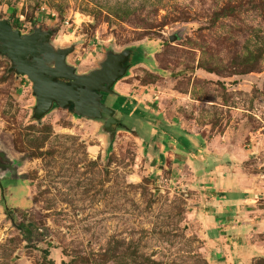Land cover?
Here are the masks:
<instances>
[{
  "label": "rangeland",
  "instance_id": "obj_1",
  "mask_svg": "<svg viewBox=\"0 0 264 264\" xmlns=\"http://www.w3.org/2000/svg\"><path fill=\"white\" fill-rule=\"evenodd\" d=\"M1 19L78 74L129 50L131 96L37 117L0 52V264H264V0H0ZM226 190L254 200L216 216Z\"/></svg>",
  "mask_w": 264,
  "mask_h": 264
},
{
  "label": "water",
  "instance_id": "obj_2",
  "mask_svg": "<svg viewBox=\"0 0 264 264\" xmlns=\"http://www.w3.org/2000/svg\"><path fill=\"white\" fill-rule=\"evenodd\" d=\"M49 36L41 29L22 34L8 20H0V52L10 59L11 71L26 75L32 82L37 99L35 115H44L55 102L63 107L73 104L75 111L85 116H98L93 104H102L96 90L112 91L111 86L125 72L123 69L117 71V67L120 68L121 60L128 58L129 51H123L120 55L111 54L112 61L109 60L101 69L78 74L74 67L65 63L64 54L55 56L54 66L49 64L48 61L54 57L48 43ZM169 39L173 41L175 37L170 36ZM104 109L111 114V109Z\"/></svg>",
  "mask_w": 264,
  "mask_h": 264
},
{
  "label": "crops",
  "instance_id": "obj_3",
  "mask_svg": "<svg viewBox=\"0 0 264 264\" xmlns=\"http://www.w3.org/2000/svg\"><path fill=\"white\" fill-rule=\"evenodd\" d=\"M129 51V50H128ZM129 58V57H128ZM138 64H141V65H144L143 63H138ZM138 64H134V66H136V65H138ZM111 89H112V91H110V92H112V93H115V94H117L118 96H119V98H128V97H130L131 96V93H130V87L128 88V87H126L123 83H121V82H119V80L117 81V82H115L112 86H111ZM101 95V94H100ZM97 99V98H96ZM99 102H100V100H99ZM101 103V102H100ZM57 104V103H56ZM102 104V106H98L97 104H93V106H95V109H96V111L98 112V114L100 113V112H102L101 110H103V108L104 107H106L103 103H101ZM131 105V111H132V109L134 108L135 109V107H134V103H132V104H130ZM57 106H58V104H57ZM69 106H72V108H74V105L73 104H70ZM107 108H109V107H107ZM51 109H52V107H51ZM109 109H111L112 110V112H114V110L112 109V108H109ZM133 109V110H134ZM76 112V111H75ZM76 114L77 115H83V114H80V113H77L76 112ZM85 116V115H84ZM169 128V127H168ZM170 142H174L175 141V139H174V137H172L170 140H169ZM169 141H166L165 142V140L163 139V141H160L159 143H158V145H157V149H158V151H169V150H171V151H175V147H174V145H171L170 144V142ZM189 141H191V139H190V136H189ZM186 147H188V146H186ZM218 194H219V196L221 197H219L218 195L216 196V198L218 197L219 198V200L218 199H215L214 200V203H211L212 205V207L215 209V211H216V216H220L219 214V212H221L222 210L224 211L226 208V211H228V210H231V206H234L235 205V202L234 201H241V202H245L246 200L248 201H250V200H254V199H252V198H248V197H242V198H238L235 194H234V192L232 191V190H226V191H223V192H218ZM255 195H257V194H255ZM217 202V203H216ZM257 203V202H256ZM254 210H255V212L257 213L260 209L258 208V204H256V205H254ZM259 214V213H258ZM215 216V217H216ZM217 218V217H216ZM232 223H230V225H231ZM226 225V224H225ZM224 224H223V226H220V225H218V228L221 230V229H223V227L225 226ZM216 227V226H215ZM214 227V228H215ZM214 228H213V230H214ZM219 230V231H220ZM208 235L210 236V233H208ZM209 244H210V246H212V244L210 243V241H209ZM219 248H221L220 246L217 248V249H214L213 247H211V249L212 250H214L215 252H218L220 249ZM226 253V252H225ZM216 255V254H215ZM223 258H221V260H222ZM217 260H219V258H214L213 260H211V261H209V264H212L214 261H217Z\"/></svg>",
  "mask_w": 264,
  "mask_h": 264
},
{
  "label": "flooded vegetation",
  "instance_id": "obj_4",
  "mask_svg": "<svg viewBox=\"0 0 264 264\" xmlns=\"http://www.w3.org/2000/svg\"><path fill=\"white\" fill-rule=\"evenodd\" d=\"M57 106V104L54 102L52 104V107ZM0 167H2L4 170H8L10 172V175H13L14 171V165L12 162H10L8 159H6L4 154H0ZM10 185H13V183H9Z\"/></svg>",
  "mask_w": 264,
  "mask_h": 264
}]
</instances>
